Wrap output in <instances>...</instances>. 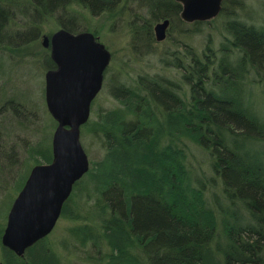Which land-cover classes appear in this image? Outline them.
<instances>
[{"label":"trees","instance_id":"1","mask_svg":"<svg viewBox=\"0 0 264 264\" xmlns=\"http://www.w3.org/2000/svg\"><path fill=\"white\" fill-rule=\"evenodd\" d=\"M134 3L148 15V24L165 18L186 22L179 18L177 0H0V46L32 40L39 24L58 11L81 6L115 19L116 11ZM226 5L222 0L218 13L229 18L220 58L193 53L188 61H172L184 71L188 95L170 81L139 76L134 86L111 91L117 107L100 111L89 129L103 155L90 161L71 192L89 206L70 215V194L62 211L78 221L69 236L80 249L94 252L86 258L92 264H264V115L245 100V91L253 90L247 76L252 73L255 81L264 70V28L231 17ZM63 16V28L82 31L75 17ZM140 19L134 16L130 31L148 41L151 28ZM186 140L208 152L225 207L218 197L210 203L203 186L191 182L184 153L175 147ZM2 145L0 140L1 174L3 161L11 167ZM29 152L46 162L52 157L39 144ZM2 231L0 224V237ZM0 250L2 264H59L45 237L23 257L1 243Z\"/></svg>","mask_w":264,"mask_h":264},{"label":"rangeland","instance_id":"2","mask_svg":"<svg viewBox=\"0 0 264 264\" xmlns=\"http://www.w3.org/2000/svg\"><path fill=\"white\" fill-rule=\"evenodd\" d=\"M225 7L226 13L231 11V17L264 28V0H227ZM137 8L139 6L134 3L124 11H116L119 17L112 19L106 13L94 15L81 6L71 7L72 11H58L48 16L39 24L38 32L32 40L25 42L12 40V45L1 44L3 46H0V140L5 160L11 165L7 168L3 161L5 170L0 173V224L3 228L13 199L20 190L17 188L20 187L25 174L29 173L35 164L46 162L39 155H30L29 148L39 144L41 148L47 146L51 150V138L56 121L46 107L44 94V75L49 69L51 57L50 48L43 47L41 42L43 34L50 36L62 27L60 20L65 18L64 14L75 17L78 28L96 35L111 53L109 64L103 74L101 89L93 99L89 119L84 123L86 131L84 132V124L80 128V142L89 161L99 160L103 155L102 145L89 129L98 121L100 111L117 107L118 102L111 94L112 90H117V86L120 84L134 86L138 77L142 76L170 81L179 92L188 95L189 86L183 78L184 71L173 66L172 61L174 59H181L180 62L188 61L193 53L200 58H205V55L209 54L215 59L223 54L220 46L228 37L224 29V24L229 19L227 16L217 14L210 20L200 21L203 22L202 25H194L193 22L184 24L180 19L173 20L169 23L165 39L157 41L153 29L157 21L148 24L145 21L149 19L148 15L142 11L143 9ZM134 16L141 18L142 24L147 23V27L151 28L152 37L147 38L148 41L142 36L134 37L130 31ZM24 20L21 22L24 23ZM27 35H24L25 39ZM227 58L233 59L232 56ZM161 59L167 62H162ZM263 71L256 76L255 81L251 79L252 73L247 76L252 82L248 86L253 90L245 91L246 103L252 104L262 115H264ZM175 147L184 153L191 182L196 186H203L210 203H214L218 197L225 207L226 202L221 195L219 179L211 169L208 152L189 140L180 142ZM18 173L20 176L17 177L18 184L13 185ZM213 176L216 177L214 181ZM84 200L80 195L72 193L67 213L83 214L89 206ZM77 223L78 221L70 219L62 211L51 232L45 236V244L54 252L59 264H92L87 260V256L88 254L93 256L94 252L89 247L80 249L69 236L68 229Z\"/></svg>","mask_w":264,"mask_h":264},{"label":"water","instance_id":"3","mask_svg":"<svg viewBox=\"0 0 264 264\" xmlns=\"http://www.w3.org/2000/svg\"><path fill=\"white\" fill-rule=\"evenodd\" d=\"M179 16L186 22L207 21L221 10L222 0H177ZM170 20L154 25L157 41L166 37ZM55 68L46 71L45 103L56 121L49 162L31 167L7 213L0 243L19 257L47 236L61 215L73 186L89 169L90 161L80 142L91 103L103 82L111 53L90 31L71 32L61 27L43 34Z\"/></svg>","mask_w":264,"mask_h":264},{"label":"flooded vegetation","instance_id":"4","mask_svg":"<svg viewBox=\"0 0 264 264\" xmlns=\"http://www.w3.org/2000/svg\"><path fill=\"white\" fill-rule=\"evenodd\" d=\"M54 65H55V64H54ZM52 68H55V67H52ZM52 68H49V69H52ZM49 69H48V70H49ZM61 214H62V212H61Z\"/></svg>","mask_w":264,"mask_h":264},{"label":"bare ground","instance_id":"5","mask_svg":"<svg viewBox=\"0 0 264 264\" xmlns=\"http://www.w3.org/2000/svg\"><path fill=\"white\" fill-rule=\"evenodd\" d=\"M70 196V195H69Z\"/></svg>","mask_w":264,"mask_h":264}]
</instances>
